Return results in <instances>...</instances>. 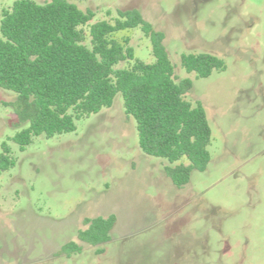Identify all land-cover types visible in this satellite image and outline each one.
I'll use <instances>...</instances> for the list:
<instances>
[{
	"label": "rangeland",
	"instance_id": "rangeland-1",
	"mask_svg": "<svg viewBox=\"0 0 264 264\" xmlns=\"http://www.w3.org/2000/svg\"><path fill=\"white\" fill-rule=\"evenodd\" d=\"M13 2L0 0V19ZM74 4L94 12L91 23L137 10L164 34L175 80L189 78L185 98L205 110L210 161L175 187L168 163L139 149L120 94L75 131L34 138L20 151L11 141L16 95L0 88V151L7 142L15 159L0 174V264H264V0ZM118 36L129 38L135 58L153 62L139 28ZM191 53L214 55L225 68L208 78L187 74L180 57ZM110 215L109 242L77 239L84 219ZM71 241L81 250L66 258L60 250Z\"/></svg>",
	"mask_w": 264,
	"mask_h": 264
},
{
	"label": "trees",
	"instance_id": "trees-1",
	"mask_svg": "<svg viewBox=\"0 0 264 264\" xmlns=\"http://www.w3.org/2000/svg\"><path fill=\"white\" fill-rule=\"evenodd\" d=\"M75 1L83 0H14L1 11L0 88L16 95L18 131L11 141L23 151L34 138L73 132L76 121L110 108L120 94L125 115L135 121L139 149L164 159L167 177L183 187L192 171L207 168L212 139L203 106L185 98L192 81L175 80L164 34L139 11L116 10L113 20L91 23L94 12L79 9ZM134 28L150 40L153 62L135 58L129 38L118 36ZM121 62L128 66L116 68ZM180 63L197 78L225 68L222 59L207 53L182 54ZM14 165L11 148L3 142L0 174ZM83 222L80 242L96 247L110 241L113 215ZM80 250L71 241L60 253L69 258Z\"/></svg>",
	"mask_w": 264,
	"mask_h": 264
}]
</instances>
